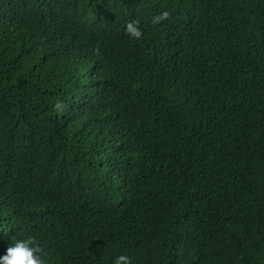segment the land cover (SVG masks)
Masks as SVG:
<instances>
[{
	"label": "trees",
	"instance_id": "obj_1",
	"mask_svg": "<svg viewBox=\"0 0 264 264\" xmlns=\"http://www.w3.org/2000/svg\"><path fill=\"white\" fill-rule=\"evenodd\" d=\"M28 236L264 264V0H0V257Z\"/></svg>",
	"mask_w": 264,
	"mask_h": 264
},
{
	"label": "clouds",
	"instance_id": "obj_2",
	"mask_svg": "<svg viewBox=\"0 0 264 264\" xmlns=\"http://www.w3.org/2000/svg\"><path fill=\"white\" fill-rule=\"evenodd\" d=\"M171 14L164 11L152 17L151 23L153 25L161 24L169 20ZM138 20H131L125 26L126 34L136 40L143 37V32L139 26ZM55 108L63 111L65 105L63 101H57ZM0 264H49L45 258L44 249L39 244L35 237L28 236L27 238L15 239L14 245L7 249V253L0 257ZM113 264H132L131 257L121 254L115 258Z\"/></svg>",
	"mask_w": 264,
	"mask_h": 264
}]
</instances>
